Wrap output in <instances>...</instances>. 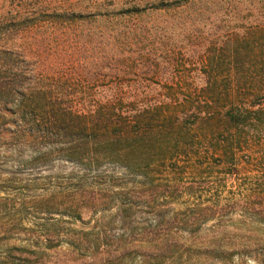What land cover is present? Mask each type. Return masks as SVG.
<instances>
[{
	"label": "rangeland",
	"instance_id": "obj_1",
	"mask_svg": "<svg viewBox=\"0 0 264 264\" xmlns=\"http://www.w3.org/2000/svg\"><path fill=\"white\" fill-rule=\"evenodd\" d=\"M167 2L181 6L120 22L119 28L142 25L148 30L131 49L140 47L138 53L150 64L136 68L125 83L150 85L161 99L169 92L180 99L190 96V104L213 103L211 93L226 103L222 97L226 89L231 95L239 91L246 96L245 106L254 96L264 97V83L237 85L238 70L247 68L236 70L225 58L232 33L241 35L252 23L264 22V0H0V16L9 18L12 10L27 6L50 10L75 5L76 11L86 14ZM84 29L99 35L101 26ZM249 43L252 48L243 43L239 54L261 51L257 43ZM228 46L231 49L232 44ZM213 128L214 124L206 125L201 137L192 132L196 139L184 145L185 154L168 162L156 178L122 179L115 165L98 171L61 160L28 166V150L18 153L13 145L0 142V264H159L147 254L151 243L141 242L148 231H157L160 237L175 234L176 243L183 246H251L253 251L264 247V138L223 142L211 134ZM108 179L129 188L115 199L131 203V211L90 212L80 220L45 213L46 206L60 199V192L81 184L96 187ZM11 221L18 225L3 226ZM78 234L85 244L99 236L100 248L125 250H119L122 256L111 263L104 256L93 260L90 252L82 256L69 244ZM254 252L219 261L188 257L182 251V256L163 264H264V257Z\"/></svg>",
	"mask_w": 264,
	"mask_h": 264
},
{
	"label": "trees",
	"instance_id": "obj_2",
	"mask_svg": "<svg viewBox=\"0 0 264 264\" xmlns=\"http://www.w3.org/2000/svg\"><path fill=\"white\" fill-rule=\"evenodd\" d=\"M180 6L167 2L86 14L76 11L75 5L50 10L27 6L12 10L9 18L0 16V142L13 145L18 153L28 150V166L61 160L84 171H98L115 165L125 179L161 175L168 162L185 154L184 145L196 139L191 133L201 137L206 125L214 124L211 134L223 142L264 138L263 96L252 97L254 101L245 106L246 96L239 91L231 95L226 89L222 94L226 103L211 93L213 103L190 104V96L180 99L169 92L161 99L150 85L125 83L136 68L150 64L138 53L140 47L131 49L132 42L144 38L148 30L142 25L119 28L120 22ZM84 25H100L99 35ZM250 26L241 35H230L227 43L232 44L231 49L225 45V58L233 67L247 68L238 70L234 78L237 85L264 83V22ZM249 42L257 43L261 51L239 54L243 43L252 48ZM237 98L239 103H235ZM116 180H102L96 187L81 184L60 192V199L44 211L72 220L90 212L127 213L131 203L115 197L125 196L124 190L129 188ZM17 225L11 221L3 226ZM148 232L141 242L151 243L147 254L159 264L182 256V251L188 257L219 261L235 255L248 257L255 251L251 246H183L176 243L175 234L160 237L157 231ZM45 242L51 245L52 239ZM69 244L82 256L90 252L91 259L104 256L108 263L122 256L119 250H125L100 248L99 236L85 244L82 234ZM256 251L264 257V247Z\"/></svg>",
	"mask_w": 264,
	"mask_h": 264
}]
</instances>
